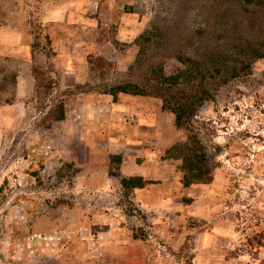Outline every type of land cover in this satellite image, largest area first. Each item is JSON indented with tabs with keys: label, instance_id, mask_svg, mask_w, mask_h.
<instances>
[{
	"label": "rangeland",
	"instance_id": "374dc122",
	"mask_svg": "<svg viewBox=\"0 0 264 264\" xmlns=\"http://www.w3.org/2000/svg\"><path fill=\"white\" fill-rule=\"evenodd\" d=\"M0 264H264V0H0Z\"/></svg>",
	"mask_w": 264,
	"mask_h": 264
},
{
	"label": "trees",
	"instance_id": "16d2710c",
	"mask_svg": "<svg viewBox=\"0 0 264 264\" xmlns=\"http://www.w3.org/2000/svg\"><path fill=\"white\" fill-rule=\"evenodd\" d=\"M111 90H112V92H117V91L127 92V87L124 85H116ZM180 118H181V115L177 111L175 114V119H176L177 123H180ZM181 159H182V162L184 163L183 167L186 169V172L191 177H193L196 180H200V181L204 180V178L207 176V170L205 169V166L203 164H201V163L195 164V163H198V160L197 161H191L192 160L191 157L187 160L184 157ZM130 181H132L135 186L141 185V183H139V178H135V179L130 180Z\"/></svg>",
	"mask_w": 264,
	"mask_h": 264
}]
</instances>
